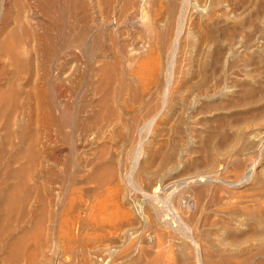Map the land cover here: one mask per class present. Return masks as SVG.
<instances>
[{"label": "rangeland", "instance_id": "1", "mask_svg": "<svg viewBox=\"0 0 264 264\" xmlns=\"http://www.w3.org/2000/svg\"><path fill=\"white\" fill-rule=\"evenodd\" d=\"M163 3L149 22L161 25ZM184 11L173 56L155 52L143 74L122 61L115 118L83 146L72 130L51 150L59 163L37 168L40 202L10 226L33 228L41 205L55 216L17 264H264V0H185ZM129 28L110 31L125 58Z\"/></svg>", "mask_w": 264, "mask_h": 264}, {"label": "bare ground", "instance_id": "2", "mask_svg": "<svg viewBox=\"0 0 264 264\" xmlns=\"http://www.w3.org/2000/svg\"><path fill=\"white\" fill-rule=\"evenodd\" d=\"M163 1L167 15L161 25H155L146 16L154 0H0V252L4 264L34 259V252L27 250L29 242L44 234V220L51 223L54 212L49 206H38L42 216L33 228H22L16 236L17 228L10 225L28 212L25 207L32 195L39 194L42 182L36 180L37 168L44 162L59 163L53 146L66 143L72 130L83 146L101 121L115 118L111 84L116 77L121 79L122 61L143 74L149 63L159 61L155 52L171 56L178 50L185 0ZM120 24L134 33L128 59L111 37ZM156 67L159 72L160 66ZM164 69L168 84L171 67ZM166 96L163 91L161 103L151 106L150 114L165 105ZM150 118L137 133L151 125Z\"/></svg>", "mask_w": 264, "mask_h": 264}]
</instances>
